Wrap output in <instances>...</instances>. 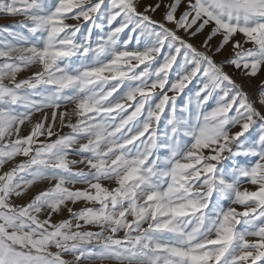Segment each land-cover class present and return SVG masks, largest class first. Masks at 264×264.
<instances>
[{"label": "snow or ice", "instance_id": "obj_1", "mask_svg": "<svg viewBox=\"0 0 264 264\" xmlns=\"http://www.w3.org/2000/svg\"><path fill=\"white\" fill-rule=\"evenodd\" d=\"M0 15V264H264V0Z\"/></svg>", "mask_w": 264, "mask_h": 264}, {"label": "rangeland", "instance_id": "obj_2", "mask_svg": "<svg viewBox=\"0 0 264 264\" xmlns=\"http://www.w3.org/2000/svg\"><path fill=\"white\" fill-rule=\"evenodd\" d=\"M22 19V17H5L0 15V28L7 26L16 31H22L23 29L20 28ZM189 87H192V85H189Z\"/></svg>", "mask_w": 264, "mask_h": 264}]
</instances>
